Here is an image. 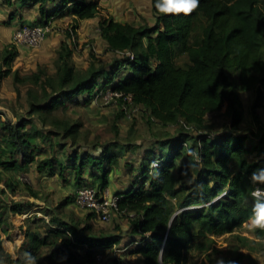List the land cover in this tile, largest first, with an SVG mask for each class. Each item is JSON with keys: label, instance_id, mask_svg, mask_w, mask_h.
<instances>
[{"label": "trees", "instance_id": "trees-1", "mask_svg": "<svg viewBox=\"0 0 264 264\" xmlns=\"http://www.w3.org/2000/svg\"><path fill=\"white\" fill-rule=\"evenodd\" d=\"M3 1L10 7L38 6L42 17L47 16L48 20L68 15L78 22L97 17L101 10L98 0ZM156 3L157 0H152L156 18L153 26L134 27L112 17L100 21V35L108 49L121 55L112 66L91 63L88 69H77L70 60L72 50L65 44L58 53L54 74H47L39 67L24 80L15 76V82L40 85L42 95L28 91V118L16 125L0 122V133L7 137L10 153L19 151L22 157L20 162L0 161V167L22 171L37 162L39 171L52 175L57 174V168L63 171L62 160L47 152L46 158L37 161L36 156L45 147L37 148L31 141L28 130H38L30 118L35 115L46 126L50 113L65 109L66 101L80 96H103L108 91L131 96L133 104L145 107L156 122L182 129L176 140L160 144L164 152L157 159L159 166L152 168L151 162L144 166L130 190L117 196L119 214L131 225V235L138 238L135 240L138 248L132 253L143 256L144 264H186L187 253L195 243L206 253L209 246L204 241L211 236L232 233L252 223L254 207L246 203V198L264 184L252 180L253 173L264 170V131L257 141L246 134L224 133L214 137L191 136L187 132L204 129L207 115L222 110L233 115L236 128L242 120L241 93L251 90L257 92V103L252 108L256 114L258 103L264 98V0H199L198 8L190 15L163 14ZM49 6H54L52 14L47 9ZM201 20L202 39L193 44L192 35ZM179 54L187 55L189 64L178 65ZM17 55L15 46H7L0 59L10 67ZM231 74L237 75L235 81L231 80ZM49 125L58 127L74 141L81 128L80 124L58 118ZM187 139H192V143L186 144ZM48 142L52 147V139ZM96 147L101 149L98 156L74 150L67 157L78 185L90 174L96 180L92 185L103 192L108 189L122 154L118 146L110 151L105 144ZM178 163L181 167L176 175ZM95 171L99 173L94 174ZM0 183L11 191L17 186L11 179L0 178ZM32 195L39 198L34 191ZM71 201L66 198L56 209L45 211L56 226L45 236L38 230H27V241L31 244L28 262L43 264L41 258L47 250L48 264H94V256H107L113 245L121 243L125 234L122 226H117V231L96 233L93 224L82 227L79 219L73 218L71 225L54 216L55 211L62 213ZM24 205L25 202L11 199L0 210V264H20L3 247L9 231L3 226V218L5 211L12 214L27 211ZM260 230L264 233V229ZM84 244L91 248L85 256L73 250ZM242 259L248 264H259L244 255L230 264H240Z\"/></svg>", "mask_w": 264, "mask_h": 264}, {"label": "rangeland", "instance_id": "rangeland-1", "mask_svg": "<svg viewBox=\"0 0 264 264\" xmlns=\"http://www.w3.org/2000/svg\"><path fill=\"white\" fill-rule=\"evenodd\" d=\"M0 4L2 3L0 2ZM16 6H12V9H9L10 6L3 7L1 14L17 17L20 10H16ZM8 9L9 11H7ZM203 23V20L199 22L192 35L191 42L193 44L199 43L202 39L201 27ZM2 27L0 26V54L4 50L3 47L7 45L15 46L12 43L10 45L8 38L4 39L8 33H5V28L4 26ZM67 43L73 48L70 58L71 62L82 70L88 69L91 63L108 67L121 59L120 54H114L108 49L103 38L80 39L77 36L76 29L73 36L64 38V40L58 36L54 38L47 36L36 49L27 50L16 47L18 55L10 67L5 66L0 59V74L2 77L0 78V122L16 125L20 120L28 118L30 110L28 91L34 90V92L42 95V88L40 85H33L30 81L23 82L21 80L32 75L39 67H42L47 74H54L57 69L58 53L61 47ZM176 62L180 66L189 64L188 57L185 54H179ZM6 72H9V74L6 75ZM16 75L21 79L20 82H15ZM230 78L235 81L237 75L233 76L231 74ZM256 95V90L242 93V106L240 108L242 120L236 128L233 125V115L222 110L221 112L207 115L204 129L198 131L188 129L187 132L191 136L212 135L214 137L224 133L246 134L251 136L252 140L257 141L259 135L264 131V98L258 103L255 114L252 112V108L257 103ZM84 97L80 96L75 100L66 101L65 109L59 108L50 113L48 125L46 126L40 123L37 116L34 115L30 118L38 130L34 132L28 130L31 133V141L37 148L45 147L42 149L43 153L36 156L37 161L46 158L47 153L56 156L64 164L63 171L57 168V174L55 175L39 171L37 162L22 171H9L3 166L0 167V178L3 180H14L17 184L15 191H11L0 183V210H3L4 203L9 202L11 199L17 202H25L24 207L26 209L31 207L28 203L32 202L36 205H43L45 207L41 210L42 212H45L49 206L52 209H56L68 197L74 201V193L72 194L71 188H69V172H72L73 165L67 157L74 150H77V152L84 150L85 153L98 156L101 153V149H97L96 145L105 144L109 151L115 150V147L118 146L122 155L118 166L113 169V177L115 176V179H117L116 182L122 183V178H124L127 171L133 172L139 167L140 175L135 177L138 180L142 175L141 171L144 166L149 165L150 162L157 161L164 152L160 148V144L164 141L176 140L180 135L179 131L182 126H164L156 122L150 117L149 111L141 105L133 104V102L124 103L121 100H112L107 103L106 100L102 99V94L96 95V97ZM54 118L65 120L69 124L81 125L76 141L72 137L63 134V131L58 127L49 125V122L54 120ZM46 136L49 137L46 138ZM49 139H52V147L49 145ZM60 143L67 145V148H60L58 145ZM185 143L191 144L192 139L185 140ZM8 147L7 137L0 133V161L20 162L22 160L20 152L13 151V153H10L11 150ZM67 151L68 153H66ZM140 163L141 165L139 166ZM177 166L178 168L174 171L176 175H178V169L181 164L178 163ZM83 180H85V177ZM2 189L6 191L5 194L2 193ZM257 190L262 192H259V196H254L253 193L257 192ZM33 191L39 194V198L32 195ZM258 201L264 203V184L256 187L246 198V203L252 207ZM33 211L39 213L37 209ZM26 215L27 212L25 211L22 214H12L5 211L3 223L6 222V225L7 223L9 225L10 221L13 224H20L27 218ZM20 216H23L21 220ZM54 216H58L64 222H71V219L76 217L80 220L79 222L82 221L71 206L64 208L62 213L55 211ZM87 216L90 224H93L96 233L117 231L115 229L117 226H122L126 230L127 225H129L128 220L124 216H120V214L114 215L110 223H102L96 215L91 213ZM34 217H41L45 221L39 222L37 218L26 220L27 227L31 228V230H38L46 234L52 228L46 222L51 219L50 217L49 219L45 218L47 216L43 213ZM204 243L209 246L208 251L205 253L198 247V243H195L187 253L186 264H203L204 261H206V264H230L232 260L240 255L250 257L259 264H264V233L259 227H254L250 222L232 233L211 236ZM118 247L119 245L116 248ZM73 250L80 255L84 253V250L79 247ZM131 255L137 254L131 253ZM44 260L43 258L42 261L44 262ZM135 260L137 259L135 258ZM92 261L95 264L98 259L93 258ZM116 262L118 263L117 260ZM20 264H27V262L20 261ZM240 264L248 263L247 260L242 259Z\"/></svg>", "mask_w": 264, "mask_h": 264}, {"label": "crops", "instance_id": "crops-1", "mask_svg": "<svg viewBox=\"0 0 264 264\" xmlns=\"http://www.w3.org/2000/svg\"><path fill=\"white\" fill-rule=\"evenodd\" d=\"M98 1H99L100 8H101L99 15L93 19H88V20L77 22L73 17H70L68 15H63L60 17L53 16V17H50L49 20L47 16L43 18L40 13L39 7L33 4H29L23 7L18 4L16 6V10H20V11L18 12L19 13L18 16L15 18L10 17V16H4L1 14L3 12L2 8L6 7L7 5L2 0L1 1L2 4H0V23L3 22V24H1L0 26L1 27L4 26L5 33H8L4 39L8 38L10 45L11 43L12 45H14V39L12 41V37L14 38V34L16 30L21 25L43 24L46 21H49L47 25L50 28L48 37L54 38L58 36L60 38H63V40L64 38L65 39L69 38L72 35L69 29L75 25L77 27L76 28L77 36L80 39L84 40V39L95 38V37L102 38V36L99 34L100 33L99 24L103 18L112 17L115 21H118L123 24H130L134 27H141L145 24L149 26H153L156 23V18L153 12L152 0H98ZM9 9H12V7H9ZM9 9L7 11H9ZM47 9L49 10L50 14H52L54 11V6H49ZM7 22L9 23L5 24ZM105 43L108 47V44L106 41ZM67 44L70 46L69 43ZM5 47L3 48L5 49ZM70 48L71 50H73L71 46ZM73 65L77 69H80L76 66V64H73ZM241 97H242V93H241ZM140 165L141 163L139 164V166ZM131 169L133 170V168ZM139 170L140 169L138 167L133 172L127 171L124 178H122V183L116 182L117 179H115V176L113 177L114 175V172H113L111 174L110 185L108 187L110 194L113 196H118L119 194L129 191L136 180L135 177L136 176L138 177L140 175ZM98 173H99L98 171L94 172V174H98ZM69 177H70L69 188H71L70 190L72 191V194L74 193V196H75L77 188L81 186L82 184L78 185V182L75 179L73 170L72 172H69ZM95 181H96L95 177H92V176L90 177V174H87L85 176V180H83V184H92ZM28 204L31 207L27 209V211H25L27 212V215H26L27 218L23 222H21L20 224H13L9 221V225L8 223L6 225V222L3 223V226L9 229L8 233L4 237L3 247L5 251L8 254H10L12 259H19L22 262H27V264H35L34 262H28L29 261V247L31 246V244L30 242L27 241L26 233H27V230L28 229L31 230V228L27 227L26 220L30 218L31 219H35V218L43 219L41 217H34L37 214L42 215V213L45 216H47L45 218L49 219V216L46 214V212L41 211L44 209L45 206L39 205V204L36 205L34 202L28 203ZM69 206H71L74 209V212L76 213V215H78V217L82 220L80 222V225L82 227L87 224H90L89 219H88L89 217L87 216L89 215L90 212L86 214L87 211L79 209L73 200L67 205H65L64 208H67ZM34 209L39 210V213L34 212L33 211ZM47 209L52 210L50 206ZM22 217L20 216V220ZM46 222L49 224L50 227L56 228L55 225L51 224V219H49V221H46ZM67 223L71 225L74 224L72 221L71 222L68 221ZM130 231H131V225L129 224L127 225V228L125 230L124 238L122 239L121 243L118 244L119 247L115 250L114 248H112L110 250V253L107 256H104V257L101 255L94 256V259H98V261H96L95 264H144L143 256H141L140 254L131 255L133 250L138 248L139 243L135 242V240H138V238L135 236H132ZM45 235L46 234H43V236ZM72 240H73V237H72ZM79 248L84 250V253H82L83 256H85L86 253L89 250H91V248L87 244H84L83 247L80 246ZM46 256H48L47 250H45V255L41 258V261L43 258L45 259ZM135 258L137 260H135ZM116 260L118 261V263L116 262ZM43 264H48V263L44 260Z\"/></svg>", "mask_w": 264, "mask_h": 264}, {"label": "built area", "instance_id": "built-area-1", "mask_svg": "<svg viewBox=\"0 0 264 264\" xmlns=\"http://www.w3.org/2000/svg\"><path fill=\"white\" fill-rule=\"evenodd\" d=\"M69 31L73 36L75 29L71 27ZM49 32L50 28L48 25H21L14 35V44L17 47L27 50L36 49L42 44ZM129 55L131 59L134 58L133 54ZM120 98H124V103H126V101L132 102L131 96H124L114 91H108L102 96V99L106 100L107 103L112 100H119ZM158 166L159 161L152 163V168H157ZM118 200L119 198L111 195L108 189L101 192L92 184H82L79 186L74 198V202L79 209L96 215L102 223L112 222L114 215L119 214ZM116 247V244L113 245L114 250L117 249Z\"/></svg>", "mask_w": 264, "mask_h": 264}, {"label": "clouds", "instance_id": "clouds-1", "mask_svg": "<svg viewBox=\"0 0 264 264\" xmlns=\"http://www.w3.org/2000/svg\"><path fill=\"white\" fill-rule=\"evenodd\" d=\"M199 6V0H157L156 8L163 14L190 15ZM253 182H264V170L253 173ZM259 196V191L253 193ZM252 225L264 229V203L259 201L253 208Z\"/></svg>", "mask_w": 264, "mask_h": 264}, {"label": "bare ground", "instance_id": "bare-ground-1", "mask_svg": "<svg viewBox=\"0 0 264 264\" xmlns=\"http://www.w3.org/2000/svg\"><path fill=\"white\" fill-rule=\"evenodd\" d=\"M220 199V198H219Z\"/></svg>", "mask_w": 264, "mask_h": 264}]
</instances>
